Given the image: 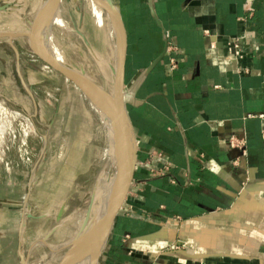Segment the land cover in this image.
<instances>
[{"label": "crops", "instance_id": "1", "mask_svg": "<svg viewBox=\"0 0 264 264\" xmlns=\"http://www.w3.org/2000/svg\"><path fill=\"white\" fill-rule=\"evenodd\" d=\"M113 1L137 158L101 264H264V0ZM235 37L243 62L230 56ZM17 39H7L15 55ZM8 57L0 49V67L10 77L15 63L24 85ZM233 135L248 157L230 148ZM25 196L0 183V264H21Z\"/></svg>", "mask_w": 264, "mask_h": 264}, {"label": "rangeland", "instance_id": "2", "mask_svg": "<svg viewBox=\"0 0 264 264\" xmlns=\"http://www.w3.org/2000/svg\"><path fill=\"white\" fill-rule=\"evenodd\" d=\"M11 2L15 9L9 14L0 13V30L21 32L29 28L28 22L33 20L45 0ZM4 3L3 0L0 7H4ZM59 11L52 35L63 52L64 61L98 82L92 68L94 60L86 47L95 42L99 52L109 61L113 74L115 55L104 49L102 33L96 30L86 0H62ZM104 15L107 17L105 12ZM64 19L75 27V32H69ZM80 30L87 37L80 34ZM0 43V49L9 53L10 61L17 62L8 40L2 38ZM15 45L21 53L25 85L36 103L22 85L15 63L8 77L4 59V70L0 67V109L6 107L11 117L0 112L3 128L0 127V183L23 185L26 195L23 218L28 214L35 217H27L23 226L24 253H30V262L47 255L46 262L50 264L52 253L48 247L30 249L37 232L55 229L49 239L51 244L64 243L71 238L101 187V181L112 173L113 167H110V160H103V145L94 137L99 116L87 97L35 56L26 38L17 39ZM107 87L111 89L110 84ZM16 92L25 97L23 106L14 102ZM98 263H102V256Z\"/></svg>", "mask_w": 264, "mask_h": 264}, {"label": "water", "instance_id": "3", "mask_svg": "<svg viewBox=\"0 0 264 264\" xmlns=\"http://www.w3.org/2000/svg\"><path fill=\"white\" fill-rule=\"evenodd\" d=\"M49 1L51 2L52 0H48L45 4L43 3L36 17L28 22L29 28L26 31H1L0 38H7L9 40V43L13 47L14 45L12 42L15 39L26 38L28 40L31 51L35 56L39 57L52 70L61 74L69 82L73 83L88 99L93 101L90 92L87 90L90 85L100 90L106 98L105 105L100 110L111 121L113 136L121 150V158L119 159V161L115 162V175L117 182L110 195L108 207L102 221L90 228V234L86 243H81V240H79L73 245V247L67 253L63 262V264H71L72 262H75L74 264H77L79 263L81 258H87L88 256H91L90 253H98L100 255V258L103 255L113 233L118 210L120 207V202L131 180L132 172L134 170L137 158V142L133 127L128 117L124 96L125 71L127 63L126 36L120 13L114 4V1L96 0L101 5L102 10L107 14L116 39L117 65L113 72V85L107 92L103 86L95 82L83 71L75 69L68 64L60 63L52 54H50L49 52L45 53L41 49V46L38 43V39L40 35L43 34L45 29L48 28V30H52V20L62 4V0H53V4H50ZM15 51L19 65L20 53L17 49H15ZM24 86L30 93V96L33 97V94L30 92V90H28L25 83ZM110 162V167H113L114 163L112 162V160H110ZM102 182L103 181H101V183ZM93 203L94 199H92L91 201L85 224H87L89 220ZM27 217L28 219H32L33 215H25V217L23 218V226H25ZM54 232L55 229L49 232L48 236L46 237V242L49 241L51 235H53ZM93 234L94 240L91 241L90 237ZM88 247H92L91 252L85 253L83 255V248ZM20 255L21 264L30 263V253L26 255L21 250Z\"/></svg>", "mask_w": 264, "mask_h": 264}, {"label": "bare ground", "instance_id": "4", "mask_svg": "<svg viewBox=\"0 0 264 264\" xmlns=\"http://www.w3.org/2000/svg\"><path fill=\"white\" fill-rule=\"evenodd\" d=\"M47 1L48 0H45L44 4ZM50 4H53V0L50 2ZM86 7L88 11L90 12L91 17L94 20L93 23H95V25L97 26L96 30L101 31L102 33L101 39L104 45V49H108L107 51L109 54L113 53L115 55V62L113 63V69L115 70L116 65H117L116 64V39H115L114 31L112 29L111 22L109 21V18L104 15L101 5L96 0H86ZM40 9L41 7H39L37 12H35L34 18L36 17ZM59 12L60 11L58 10V12L56 13V15L54 16L52 20V25H53V26L51 25L52 30H53L54 25H57L58 23V18L60 15ZM64 20L68 26L69 32H75V29H74L75 27L71 26L70 23L66 19ZM52 30H48V28L45 29L43 34L40 35L38 39L39 40L38 43L41 46V49L43 50V52L45 53L49 52L60 63L67 64L64 61L63 52L61 48L59 47V45L56 43L55 39L53 38ZM21 31L23 32L25 30H21ZM81 40H83L82 37H81ZM86 47L90 55L92 56V59L94 60V64L92 68H93L94 76L98 80L97 83L103 86L105 90L108 92L109 89L107 86L110 84V86L112 87L113 85V74L111 71L112 69L111 65L109 61L106 59V57L101 52H99L97 48V44L95 42H93V44L90 43V45H86ZM87 90L90 92V95L92 96L93 101H94L93 102L92 100L87 98L88 103L99 116V124L95 130L94 137L99 143L103 145V150H102L103 160H112V162L114 163L113 171L112 173L109 174V176L105 180H103V182L101 183V187L97 189V192L92 197V199H94V203H93V207L91 208V213H90V217H89L87 224H85V222L87 219V214L89 213L90 205L86 211L85 216L83 217V220L79 224V228L77 232L73 236H71V238H69L64 243L51 244L49 243V241L46 242V237L49 234L48 231L40 229V231L37 232V235L35 236V239L32 242L30 249L32 250L34 247L36 249H40L42 247H48L52 253L51 254L52 257L49 261L50 264H63L67 253L77 241L81 240V243L82 242L86 243L88 236L90 234L89 232L90 228L93 225L102 221L106 213L107 207H108L110 195L117 182L116 175H115L116 174L115 162L119 161V159L121 158V150L113 136L111 121L100 110L101 108L104 107L106 98H105V95L100 90L96 89L95 87L91 85L87 88ZM0 110H1L0 111L1 113H4V116L11 117V113L6 107L2 106ZM0 127L2 128V125ZM1 131L3 132V130ZM61 157L62 159L64 158L63 153ZM33 218L34 216L32 217V219ZM90 239L91 241L94 240V234L90 237ZM91 249L92 247L83 248V251H82L83 255L85 253H90ZM90 254L91 256H88L87 258H81L79 263L77 264H99L98 262H99L100 255L98 253L97 254L90 253ZM47 259H48V256L43 255L40 260L35 261V262H30L29 264H44V263L48 264V262H46ZM74 263L75 262H72L71 264H74Z\"/></svg>", "mask_w": 264, "mask_h": 264}, {"label": "built area", "instance_id": "5", "mask_svg": "<svg viewBox=\"0 0 264 264\" xmlns=\"http://www.w3.org/2000/svg\"><path fill=\"white\" fill-rule=\"evenodd\" d=\"M206 34L210 37L211 45L213 48L216 47L218 41V35L212 34L210 31H206ZM245 39L244 37H235L232 38L229 42V52L231 59H234L238 62H243L246 58L245 54ZM264 138V133H263ZM227 142L231 149L240 153L241 157H248V143L246 139L240 138L239 136L233 135L227 139ZM238 165V163L236 162ZM168 166L163 168L162 170L154 171V175H164L167 172Z\"/></svg>", "mask_w": 264, "mask_h": 264}]
</instances>
